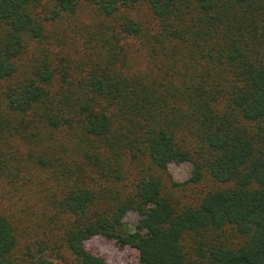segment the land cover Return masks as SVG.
Instances as JSON below:
<instances>
[{
  "label": "trees",
  "instance_id": "trees-1",
  "mask_svg": "<svg viewBox=\"0 0 264 264\" xmlns=\"http://www.w3.org/2000/svg\"><path fill=\"white\" fill-rule=\"evenodd\" d=\"M186 161L216 186L180 202ZM94 236L264 264V0H0V264H106Z\"/></svg>",
  "mask_w": 264,
  "mask_h": 264
},
{
  "label": "rangeland",
  "instance_id": "rangeland-1",
  "mask_svg": "<svg viewBox=\"0 0 264 264\" xmlns=\"http://www.w3.org/2000/svg\"><path fill=\"white\" fill-rule=\"evenodd\" d=\"M88 14H90V10L86 8L85 10ZM87 13H83V19H87ZM132 15L135 18L141 19L144 23L150 24L153 22V16L146 7H136L131 10ZM133 48V47H132ZM135 54V62L138 63L140 60L142 62L141 65L144 64V60L142 59V54L138 51L134 52ZM143 60V61H142ZM191 163L190 162H180L175 163L172 162L168 165L167 170L174 181H177L182 186H176L173 191V195L176 201L184 202V201H192L201 195L205 190L216 186L215 183H210L208 180H204L200 183L194 184L187 182L191 174ZM138 214L134 211H128L124 216V221L127 224V227L133 229ZM86 247L91 249L92 251L101 254L105 257L106 264H137V253L133 248L123 247L119 248L116 246L113 240L107 239L103 236H94L85 241Z\"/></svg>",
  "mask_w": 264,
  "mask_h": 264
}]
</instances>
